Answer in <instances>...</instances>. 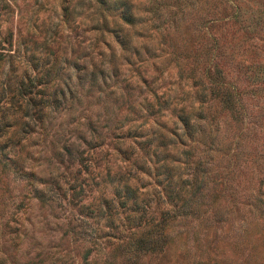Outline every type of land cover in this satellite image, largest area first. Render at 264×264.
Wrapping results in <instances>:
<instances>
[{
	"label": "rangeland",
	"instance_id": "1",
	"mask_svg": "<svg viewBox=\"0 0 264 264\" xmlns=\"http://www.w3.org/2000/svg\"><path fill=\"white\" fill-rule=\"evenodd\" d=\"M102 1L0 0V147L11 159L0 154V264H264V0ZM122 3L133 23L121 18ZM258 13L263 22L251 26ZM101 33L125 34L130 48L107 34L108 49ZM214 68L243 118L221 113L232 144L214 154L194 206L173 209L156 140L145 156L130 138V163L114 146L142 121L134 113L147 114L135 137L144 141L152 129L171 135L180 111L219 110L201 95L209 98ZM21 80L33 99L49 101L43 122L26 121L27 136L12 117ZM17 138L21 146L11 144ZM179 159L186 178V156ZM119 166L128 178L116 175ZM153 230L156 249L138 244Z\"/></svg>",
	"mask_w": 264,
	"mask_h": 264
},
{
	"label": "trees",
	"instance_id": "2",
	"mask_svg": "<svg viewBox=\"0 0 264 264\" xmlns=\"http://www.w3.org/2000/svg\"><path fill=\"white\" fill-rule=\"evenodd\" d=\"M101 4H105L104 1L98 0ZM264 6V2L262 3ZM122 10H121V18L127 22V23H133L135 21L134 15L131 14L129 11L130 5L128 3H122ZM257 14V17L255 20H253V24L251 26H258L260 25V21L263 22L262 17ZM106 22L103 21L102 24L97 25L95 28L96 30H100L102 28H106ZM103 35V44L110 50H114L115 46L107 41V34H112L113 38L116 41V44L120 46L122 49H129L130 40L127 38L125 34L122 33H101ZM223 50V51H222ZM231 50H235V47H231ZM224 49H221V54L219 56H226L227 59L233 60V53L230 51L229 55L225 54ZM219 52V53H220ZM0 59H3V54L0 53ZM260 64H256L255 68H259ZM208 73V72H207ZM92 73L91 75H93ZM208 78H210L209 82L210 85L208 86L209 89V98H206V93L204 92V89L201 92V95L203 98L208 100H215L217 102V105H220L219 110L214 111H208V108L211 106L209 105L206 108L196 109L195 113L192 114L191 112H183L180 111L177 114L178 123H173L174 126L167 127L168 132L171 133L165 134L160 132L159 129H152V136H148L144 141H141L142 135L138 131L139 127L142 126L147 120V114H140L138 112L134 113L136 114V117H133V120H142L138 125L130 126L131 128L127 131L119 133L118 135V144H115L114 146V152L116 156H119L120 161L128 162L131 161V156L133 155L132 151L134 150L133 147H131L130 140L133 138L134 142L137 144H143L144 146V155H149V151L147 152L148 147H150V144L153 143V139L156 140V147L153 149V154L157 156H161L164 160V171L160 173L161 180L164 179L166 181L164 185V189L166 194L169 198H172L170 202L173 209H184L185 211L188 208H191L194 206V203L196 202V198L203 195V190L207 189L206 181L209 179L208 173L210 172L209 166L213 163L214 158L216 155L215 153H218L220 151H223L221 146H228L232 144L231 137L234 136V133L229 132L230 125L227 124L226 119H224L223 113L228 112L231 118L236 123L237 121H240L243 118V110L237 106V104L234 102V99L231 95L230 88H227L225 86L226 81L225 77L222 74V70L215 69L214 68V74L210 75ZM263 76L259 75L258 73H255L253 75V80L261 81ZM96 79V74L94 75V79ZM229 83V82H228ZM232 88H237L235 85L231 84ZM19 98L17 99L15 104L13 103V112L12 117L14 120H18L20 123L19 128L20 132L23 136L30 135L29 126L30 124L26 121L29 120V118L38 119L40 122H43V112L44 108L49 106V101L46 103L42 98L40 99H33L32 93L33 89L29 87V85L25 84L23 80H21L19 87L17 88ZM237 91V90H236ZM44 92V91H41ZM61 95L65 97L66 92L61 88L60 89ZM59 101L58 97H55L53 99V102ZM210 101V102H211ZM46 105V106H45ZM155 113H152L154 115ZM222 115V116H221ZM8 122H10L8 120ZM222 122V123H221ZM224 124V128L221 125ZM159 126L160 125L158 124ZM223 126V125H222ZM159 128V127H158ZM181 130V131H178ZM19 134V133H18ZM112 135H114L113 131H111ZM7 134L4 131L0 130V137L6 136ZM138 136L139 138L135 137ZM131 138V139H130ZM10 139V138H9ZM9 139L4 143V146L8 145ZM20 139L17 138L14 141H11L12 145H19L21 146ZM190 143V144H188ZM194 143V144H193ZM105 143H101L99 145V154L100 155H107L109 149L102 147ZM197 145H203L205 148L203 149V152L205 154L203 156H199L194 159L193 157V150L196 148ZM181 148L180 155L177 159L173 158V153L176 154V151H178ZM65 150L68 151L69 155L68 158H72V153L69 149L65 147ZM0 154L2 155V160H8L11 161V159H7V153L5 152L2 147H0ZM109 155V154H108ZM107 155V156H108ZM181 155L186 156V161H182L183 163H187V167L190 169L188 172V177L183 178L180 174V172L177 174V167L176 163L178 164L181 160ZM173 158V159H172ZM109 159V158H108ZM174 163H169L170 160ZM4 160V162H5ZM120 166L118 167L116 175L122 176H129L130 170L122 172V170H119ZM124 173V174H123ZM31 175L33 173H30ZM131 176V175H130ZM133 176V175H132ZM127 182V181H125ZM128 190V189H127ZM135 200V199H134ZM129 201H125V204L127 206H133L135 204H138L137 201H131V203H127ZM172 209V210H173ZM169 211L167 210L166 213L168 214ZM169 215V214H168ZM147 239L140 238L138 241L139 243L144 242L145 246L150 249H156L159 245V236L156 230H153L151 232H147L146 235ZM163 236V235H161ZM161 239V238H160ZM141 248H137L136 251L140 250ZM134 252L133 256H138L137 252ZM133 257V258H134Z\"/></svg>",
	"mask_w": 264,
	"mask_h": 264
}]
</instances>
